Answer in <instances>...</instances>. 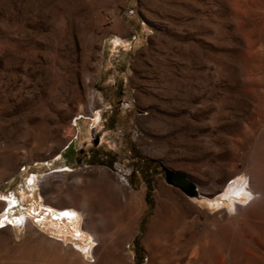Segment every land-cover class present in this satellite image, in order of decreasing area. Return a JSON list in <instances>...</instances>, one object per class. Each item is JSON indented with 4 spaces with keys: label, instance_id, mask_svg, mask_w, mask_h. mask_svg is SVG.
<instances>
[{
    "label": "rangeland",
    "instance_id": "rangeland-1",
    "mask_svg": "<svg viewBox=\"0 0 264 264\" xmlns=\"http://www.w3.org/2000/svg\"><path fill=\"white\" fill-rule=\"evenodd\" d=\"M162 165L208 200L249 173L257 197L210 208ZM261 174L264 0H0V196L20 199L10 219L31 211L0 223V264H198L213 234L209 264H264ZM77 195L103 229L80 211L73 235L37 221L62 220L35 199L73 210Z\"/></svg>",
    "mask_w": 264,
    "mask_h": 264
},
{
    "label": "bare ground",
    "instance_id": "bare-ground-1",
    "mask_svg": "<svg viewBox=\"0 0 264 264\" xmlns=\"http://www.w3.org/2000/svg\"><path fill=\"white\" fill-rule=\"evenodd\" d=\"M67 170H69V168L58 169L55 172H62V171H67ZM232 178H233V181L230 184L226 183L223 187L224 192L222 193V196H223L222 199H219L220 198L219 197V198H216L213 200H208V199H205V197H202L200 194H198L194 197L198 198L199 203H208L211 206L210 208H220L225 203L227 210L230 213L234 214V213L238 212L239 205H246V204H250V203L254 202L256 197H257V195H256L257 191L255 192V190L253 188L254 186L252 185L253 184L252 183V177L249 175V173H241V174L236 175ZM48 179H49L48 175L46 174L45 180L43 182L44 185H43L41 183L37 184L36 178L34 176H32V178H30V182H33V184H31V185H33V188L31 191L33 199L36 197L35 196L36 187L38 185H40V187L44 188ZM260 179H261L262 189H263V193H264V174L260 175ZM165 189H166L165 185H163L161 183H158L156 185V196L158 198V201H164L165 200L163 198ZM26 192H27L26 190L23 192V194L21 196L22 199L25 197ZM5 198L6 199H1L4 202V206H3V209L0 213L6 212L5 211L6 208L9 209V207H13L14 204H16L20 201L19 197H17V193H15V192H12L10 196H7ZM224 199H227V201H225ZM35 201H36L35 209L40 208L42 210L43 205H45L49 208L48 212H51L54 217L57 216L62 220L61 222H59V221L55 222L56 220H54V221L51 220L52 222H50V224H52L53 227H49L51 225L45 220L46 214L42 217L37 218V221L40 224L47 227L48 229H53L55 227V229H53L55 231H59L62 233L68 232V233H72V235H73V230H77L80 228L79 227L80 219H79V214H78L79 211L83 215H85V217H86L85 218V229L90 234L96 233L94 229L101 230L105 227L104 224L95 215V210H96L98 203L96 204L95 200L92 198H86V197H83L82 195H77L74 198V201H75V204L77 207H73L74 208L73 210H70L68 206H66V207L60 206L61 204H63L61 202H64L63 199H60V203L58 202L59 203L58 206L51 205L50 204L51 202L47 201V200H46L47 201L46 203H42V201L40 202L37 199H35ZM139 201H140V194L136 193V192H130L128 200H127L128 205H130L131 207H133L135 209L136 204L139 203ZM263 208H264V203H263ZM63 209H65V210H63ZM9 211H10V209H9ZM30 213H31V211L29 212V214ZM38 213H40V211ZM63 213H70V214L74 213L75 215H62ZM4 214H5L4 216H0V223L9 224L8 221L12 220V223L15 226L16 224L27 222L30 220V215L26 212H24L22 215H19V216L17 215V217L14 219H12V217H11V219L9 218L11 215L10 213H8V215H6V213H4ZM39 215H41V214H39ZM63 216H65L66 218L71 217L70 222L64 221ZM74 216H75V219L73 218ZM30 223H29V225H30ZM86 236L84 237L82 235L83 239L87 238ZM93 242H94V238L89 239L87 244L84 246V244L82 245L80 241H76L75 244L77 247H76V249H74V251L81 253L82 257H84V258H86V257L88 258V256L91 254L92 249H93ZM199 246H200V252L201 253H200V255L196 261L198 262V264H209L211 261L210 254L213 250H215L217 248L215 235L214 234L210 235L207 239L201 241ZM199 246H198V248H199ZM84 249H87V251H84Z\"/></svg>",
    "mask_w": 264,
    "mask_h": 264
},
{
    "label": "water",
    "instance_id": "water-1",
    "mask_svg": "<svg viewBox=\"0 0 264 264\" xmlns=\"http://www.w3.org/2000/svg\"><path fill=\"white\" fill-rule=\"evenodd\" d=\"M65 151L67 152L68 159H72L73 157V143L69 142L68 145L64 147ZM61 155H64V151H61ZM164 171V178L167 182L178 186L183 192L188 195H198V188L197 185L187 176L184 174L172 170L168 167L162 165Z\"/></svg>",
    "mask_w": 264,
    "mask_h": 264
},
{
    "label": "snow or ice",
    "instance_id": "snow-or-ice-1",
    "mask_svg": "<svg viewBox=\"0 0 264 264\" xmlns=\"http://www.w3.org/2000/svg\"><path fill=\"white\" fill-rule=\"evenodd\" d=\"M0 199H6L5 197L3 196H0ZM5 214L4 213H0V216H4ZM62 215H75L74 213H63ZM2 226V225H0ZM79 235V234H78ZM84 251H87V249H84Z\"/></svg>",
    "mask_w": 264,
    "mask_h": 264
}]
</instances>
